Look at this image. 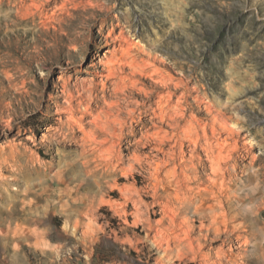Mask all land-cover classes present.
<instances>
[{
	"label": "rangeland",
	"instance_id": "374dc122",
	"mask_svg": "<svg viewBox=\"0 0 264 264\" xmlns=\"http://www.w3.org/2000/svg\"><path fill=\"white\" fill-rule=\"evenodd\" d=\"M48 1L0 0V210L18 187L38 232L14 236L12 223L0 264H264V0ZM117 35L152 55L138 59L167 87L137 76L146 92L103 143L100 122L70 116L92 82L93 115L110 123L104 100L125 90L102 92L100 74ZM176 81L180 126L152 119ZM204 129L227 147L220 164Z\"/></svg>",
	"mask_w": 264,
	"mask_h": 264
},
{
	"label": "bare ground",
	"instance_id": "6f19581e",
	"mask_svg": "<svg viewBox=\"0 0 264 264\" xmlns=\"http://www.w3.org/2000/svg\"><path fill=\"white\" fill-rule=\"evenodd\" d=\"M41 2H43V1H40L39 3L41 4ZM45 4H47V3H45ZM63 6H65V5H63ZM36 7H38V6H36ZM121 36H122V38L124 37L122 34H121ZM122 38L118 35L115 37L116 42L114 43L112 50H109L111 44H108V43L105 44L104 47H107V49L104 51L110 52L111 56H108V57L106 56V59L103 61V67H104L103 69H105V72L100 74V76H101L100 84H101V91L102 92L104 89L108 88V84L112 86V93L116 94V96H119L117 94L119 92L122 93L125 90L124 96L121 98L116 97L114 100H112L110 102L108 100L107 101L104 100V103L106 104L105 108H107V110L102 111V113H103L104 117L106 118V120H108L110 123H106L102 119L100 112L95 116L93 115L94 112L91 108V106L93 104V97H92L93 85H92V82L90 84L82 83V84H80V86H77V88L75 89L78 91V93L80 95H81V93H85V92L87 95L85 96V99H82L81 97L77 98V105H76L77 108H79V109L83 108V110H82L83 114H80V119H76L75 117L70 116L75 121V123H77L78 126H80L81 128H83L82 118L85 117V114H89L92 117V123L93 124L100 122V124H99L100 128L106 132V134L103 135V139H102L103 143L104 142H112L113 140L109 138L110 136H113L116 138L121 137L120 135H121L122 129H123L122 123L126 122L127 119H121L119 117V113L125 114L128 119H131L132 114L135 113L136 107H133V105L130 103V101L127 100L128 97H132L135 94V90H139L142 93L146 92V89H144V88H135L137 85V82L139 81L137 76L142 77V78H147L146 80L150 79L154 86H157L156 84H159V86H161V87H167L166 82L162 80V77L158 72V68H155L153 66V63L150 60H147L146 58L144 59L142 57L140 59H138L140 57V55H142V54L149 57V58L150 57L152 58V55H150L149 53H144V51L141 47L134 45V44L132 45V42L130 43V41H128L127 39H122ZM155 43H153V46H155ZM115 45H117V48H115L116 47ZM132 47H134L137 51L136 50L134 51L132 49ZM101 50H103V48H101ZM98 54H97L96 58H98ZM156 59L157 58H155V60ZM174 86H175L174 92L167 90L161 96H159V100L157 101L158 113L153 111L154 116L152 117V119H154L155 117H158V119H160L161 123H166V118H170V120L175 125L180 126L181 113H180L179 108H180L181 97H180V93L178 94V92H177L180 89V82L176 81ZM81 91H83V92H81ZM172 96H175L174 100L171 99ZM68 97L69 98H67L66 101L69 105L68 111L71 113L72 108H74V106H73V97L74 96L70 93ZM140 98H141V103H140L141 106H145L147 104L151 105V103H150L151 95L144 93V95L142 94V96ZM134 106H136V105H134ZM108 110H114L116 112V114H114ZM167 124L171 125V122H167ZM185 126H186V124H185ZM192 126H194V125H192ZM223 129L226 132V126H223ZM184 130H185L186 137H188L191 140L192 144L196 148L198 145V141H199V136H198L197 131L194 130V127H189L188 129L184 128ZM206 130L204 129V131H203L204 140L207 139L208 147L212 148L211 152L214 151V149H215L214 145H215V147L217 148L218 151L216 152L217 155L216 156L214 155V156L216 157L217 163L220 164L221 161H224V159H225V155L222 152L227 147L225 148L226 145H224L223 142H221L217 139L213 140V142H215V144L213 142L212 143L209 142L208 132H206ZM212 135H214L215 137H218L220 139L221 132L217 131V133H215V130H213ZM210 155H211V153H210ZM18 162H20V161H18ZM0 165H1V163H0ZM219 173H216V174H219ZM27 185H28L27 189L29 190L31 183H29ZM219 185H220L219 187H222L223 189L225 188L224 183H220ZM4 188H5V186H2V187L0 186V189H4ZM222 188H219V189H222ZM14 192L16 193V195H11V198H12L11 200H12L13 204L10 207H3L4 208V209H2L3 211L0 210L1 211L0 234H5L6 236H8V233L10 231V226L12 225V223H14V225H15V229L13 231L14 236L19 235V233H18V230H19L21 232L20 234H22V236L24 238L28 235H31V236L34 235L36 237L38 232L35 229L30 230L29 226L26 224H23V222L21 221L22 219H26L30 223H34L36 221V217H35L34 212H31L32 209H34V206H33L34 201L31 200V201L27 202L25 199H22V198H21V200H19V198H18L19 188L18 187H16V190H14ZM17 206H19V207H17ZM26 214L27 215L29 214L30 216L28 215L29 217H25ZM4 227L6 229H4ZM185 240H187V239H185ZM186 243L191 245L190 241H187ZM182 244H183L182 238H179L178 240L175 241V246H176V249L178 251H180ZM217 254H220V252Z\"/></svg>",
	"mask_w": 264,
	"mask_h": 264
},
{
	"label": "trees",
	"instance_id": "16d2710c",
	"mask_svg": "<svg viewBox=\"0 0 264 264\" xmlns=\"http://www.w3.org/2000/svg\"><path fill=\"white\" fill-rule=\"evenodd\" d=\"M102 209H105V208H102ZM106 215L108 216V218L110 217V214H109V213H107V212H106ZM110 220H112V221H115V219H114V218H112V219H110Z\"/></svg>",
	"mask_w": 264,
	"mask_h": 264
}]
</instances>
